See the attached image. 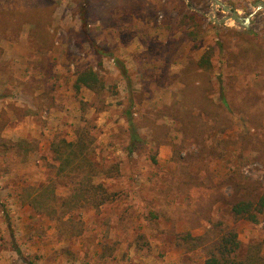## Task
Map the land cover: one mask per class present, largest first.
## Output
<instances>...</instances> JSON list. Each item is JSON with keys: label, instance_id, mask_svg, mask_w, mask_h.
Listing matches in <instances>:
<instances>
[{"label": "rangeland", "instance_id": "obj_1", "mask_svg": "<svg viewBox=\"0 0 264 264\" xmlns=\"http://www.w3.org/2000/svg\"><path fill=\"white\" fill-rule=\"evenodd\" d=\"M222 1L245 16L256 0ZM192 12L196 19L189 21L184 14ZM226 14L213 10L211 0H0V82L11 85L6 101L28 100L18 85L44 60L54 67L46 81L59 83L62 98L35 126L7 129L20 126L16 131L37 147L25 161L13 153L0 157V264L107 258L109 264H205L204 250L177 245L176 234L200 235L219 220L237 231L240 254L261 243L264 255V213L254 222L236 219L225 201L234 183L245 184L253 199L264 195V10L248 29L210 19ZM25 34L30 39L19 42ZM37 44L46 47L27 57L26 46ZM84 66L98 71L104 91L71 92ZM89 97L82 110L79 100ZM126 110L141 138L132 152ZM83 117L94 126V160L119 169L115 179L96 180L117 196L105 206L76 209L82 232L69 236L20 194L54 174L49 142L74 139ZM56 192L64 196L68 188L59 183Z\"/></svg>", "mask_w": 264, "mask_h": 264}, {"label": "trees", "instance_id": "obj_2", "mask_svg": "<svg viewBox=\"0 0 264 264\" xmlns=\"http://www.w3.org/2000/svg\"><path fill=\"white\" fill-rule=\"evenodd\" d=\"M26 3L31 0H25ZM98 13V10H94ZM87 9L81 10V16L86 18ZM188 20L196 19L195 13L184 14ZM183 21V20H182ZM85 26V22L83 24ZM41 25L36 22V28ZM79 40H77L78 42ZM35 46L39 51L44 49L46 44ZM202 61L205 59L203 56ZM207 60V59H206ZM7 64L6 62H3ZM45 60L40 62L44 80L29 78L26 87H36L46 82V78L52 74L53 65ZM46 68V69H45ZM125 69L120 65V70ZM3 76L6 75L2 72ZM3 82V81H2ZM73 90L79 94L82 88L90 89L93 93L99 94L105 89V83L93 67L84 66L78 68L75 79L72 84ZM52 92V90H50ZM49 95V94H48ZM80 106L88 105L87 101L79 100ZM91 105V104H89ZM129 132V151H133L141 143L138 133V127L134 121L131 111L125 112ZM93 124L83 117L82 124L75 129V138L68 140L65 137L52 139L48 144V150L53 162L54 174L49 176L46 181L23 189L20 194L21 201L30 205L33 210L43 213L47 217L54 219L59 226L64 227L66 235L74 236L82 232V222L74 218L76 209L85 206H94L96 208L116 200L117 194L108 191L104 182L97 181L99 175L104 177L116 178L119 169L116 166H106L101 168L99 163L93 158L95 136L92 132ZM34 141V142H33ZM37 147V142L33 139L29 141L26 138L12 140L0 137V157L5 159L13 153L19 157L18 162L25 161L29 152ZM2 169L8 172L9 165L6 164ZM68 188V193L64 196L56 192L58 184ZM248 187L244 184H232V196L226 198V204L229 213L236 219H246L257 221L258 215L264 213V195H259L256 199L251 198L247 193ZM156 216V213H155ZM203 234L193 235L190 230L181 234H176L177 245L186 246L188 249L200 247L206 255L205 264H264V255L261 253V243H254L247 247L242 255L241 244L237 231L216 221ZM224 225V226H223ZM106 247L110 250L111 246Z\"/></svg>", "mask_w": 264, "mask_h": 264}, {"label": "crops", "instance_id": "obj_3", "mask_svg": "<svg viewBox=\"0 0 264 264\" xmlns=\"http://www.w3.org/2000/svg\"><path fill=\"white\" fill-rule=\"evenodd\" d=\"M25 27L28 29L29 25H25ZM25 32L27 33V31H25ZM20 37H21V35H20ZM27 39H30V37L28 38L27 34H25V36H22V38L19 42H24ZM26 52H27V57L33 53L34 54L40 53L39 50L30 49L28 46H26ZM36 59H34V61ZM48 62L52 63L51 61H48ZM39 64L35 68H32V70H33L32 71L33 72L32 77L35 78L36 80L42 79L41 78L42 66ZM39 73H40V75H39ZM53 73H54V67H53ZM51 76H52V74H51ZM26 77H24L23 80H25ZM74 79H75V77H72V81L70 84V89H71L72 93H73L72 84H73ZM0 85L2 86V88H1L2 89L1 90L2 91V99L0 100L1 101V104H0V137L12 139V140H17V139L24 138V137L26 138V135H24L22 132H20L19 130L16 131V129L20 128V126L15 128V132H10L11 134H9L8 133L9 131L7 130L8 128H10L9 124H11V123H20L21 124L22 122H24V123H26V125L29 124V126H33V125L35 126V124L37 123L36 121L39 120L40 116H42L44 112L47 113V112H51V111L55 110V108L57 106H60V103H61L59 100H61L62 98L58 97V96H60L59 91H58L59 83L58 84L54 83V84H51L49 86L48 81H46L43 84L40 83V85H37L36 87H26L25 86L26 83L22 82L18 85V87H19L18 91H19V93L24 95L28 100H26V102H24V103L23 102H16L13 104L11 103V101H6V98L10 97L9 93L11 91V85H9V84L7 85L3 82H0ZM50 90H52V92ZM82 90L90 91V89L82 88L80 90V92ZM82 100L83 101H90V97L88 99L82 98ZM17 112H20L21 116H17V114H18ZM105 113H106L105 111L100 113V117H104ZM105 136H107V134L105 135V133L100 135V138H99L100 142L105 139ZM114 179H112V180H114ZM165 194L167 195L166 196L167 202L171 201L172 198L170 196L169 191H166ZM103 207H101V208L103 209ZM109 215H110L109 212L107 214H104L105 220H109V217H110ZM116 217H117V215H114V218H116ZM163 222L165 223V221H163ZM163 226H164V224H162L161 227H163ZM121 229L122 228L119 227V228H117V231H119V233H121L122 232ZM112 249H114V248H112ZM102 251H103V248H100L99 253H100L101 257H102ZM106 257H108V256H104L103 258H106ZM66 263H69V261H66ZM109 263H110V258H107V260L101 259L99 262V264H109Z\"/></svg>", "mask_w": 264, "mask_h": 264}, {"label": "water", "instance_id": "obj_4", "mask_svg": "<svg viewBox=\"0 0 264 264\" xmlns=\"http://www.w3.org/2000/svg\"><path fill=\"white\" fill-rule=\"evenodd\" d=\"M211 2L213 5V10L217 7H220L228 14L219 19H216L210 15V19L217 23H225L226 21L230 20L234 25L242 27L244 29L249 28L252 22V17H254L258 11L264 10V0H256L254 3V9L247 13L245 16H242L235 8L223 2L222 0H211Z\"/></svg>", "mask_w": 264, "mask_h": 264}]
</instances>
